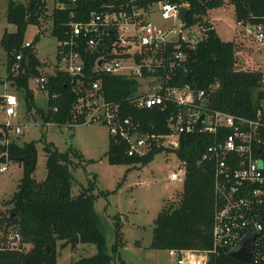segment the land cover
<instances>
[{
    "label": "trees",
    "instance_id": "obj_1",
    "mask_svg": "<svg viewBox=\"0 0 264 264\" xmlns=\"http://www.w3.org/2000/svg\"><path fill=\"white\" fill-rule=\"evenodd\" d=\"M55 6L50 14L51 34L57 41L66 38L69 31L70 8ZM62 1V0H61ZM189 7L187 26L210 27L204 19L212 9L231 5L237 23L242 27L264 26V0H173ZM85 11L95 7L93 2H82ZM46 13V0H28L27 3H15L10 0L7 6L6 20L15 26L14 32L4 31L0 37V46L6 52L7 80L12 86L26 89L27 109L32 108V94L28 90L30 80L41 77V60L36 56L35 43L40 33L34 35L29 44L25 35L29 24H38V19ZM81 21V0L76 1L75 16ZM212 25V24H211ZM238 45L234 41H223L214 27L205 31L197 47L189 50L185 72L176 76L177 84H189L197 89H207L209 84L219 83V87L209 92L207 101L210 110L222 111L235 116L251 118L255 111V97L260 72L236 68ZM81 54V45L79 47ZM20 54V60L16 55ZM96 53H83L85 58L84 77H70L64 71L54 70L46 76L43 90L47 94L46 109L39 115L45 123L67 126L72 130L81 125V119L74 115L78 100L91 87L93 81H99V93L108 103L118 106L119 116L129 118L138 134L155 137L170 133L169 120L174 114V105H156L138 109L130 102L137 92L138 81L132 77L115 76L100 71H92ZM57 56V55H56ZM18 63V72L13 66ZM132 129V128H130ZM214 141L207 133L184 134L180 136L179 146L175 149L164 148L158 141L152 140L144 157L127 156L126 140L109 137L106 158L109 164L144 165L156 154L165 150L173 152L178 161H185L186 173L183 189L176 204L164 205L158 213L152 230L149 248L154 250H192L205 252L212 248L211 231L213 218V176L214 165L211 160L200 162L207 147ZM0 152L7 160L19 162L23 176L19 180L13 195L5 201L10 205L7 213H2L8 224L18 227L23 241L29 244L25 251L0 252V264H57V241L68 244L69 239L78 236L79 243L92 244L96 248L94 255L83 257L72 264H111L112 255L107 250L104 226L107 224L94 209L96 196L92 186L73 195L74 162L82 155L70 147L65 153L59 152L52 144L44 147L47 174L44 180L37 181L32 176L37 161L34 143L18 146L14 141L0 144ZM21 159V160H20ZM115 242L111 253L123 246L121 223L114 217ZM124 264V263H123ZM207 264H264V262H238L227 255L226 250L208 252Z\"/></svg>",
    "mask_w": 264,
    "mask_h": 264
},
{
    "label": "built area",
    "instance_id": "obj_2",
    "mask_svg": "<svg viewBox=\"0 0 264 264\" xmlns=\"http://www.w3.org/2000/svg\"><path fill=\"white\" fill-rule=\"evenodd\" d=\"M76 1L60 0L56 4L60 9L70 8V21L67 37L58 41L55 69L82 79L86 65L83 53H96L92 71L138 81L137 92L130 101L136 108L174 105L176 110L169 120V134L158 137L138 134L129 118L119 116L118 106L106 102L98 92L99 81H93L87 94L78 100L75 120L82 117L81 125L107 126L111 137L127 141V156L144 157L152 140L164 148L175 149L184 134L207 133L214 138L200 159V162L211 160L214 165L212 248L205 252L171 249L169 256L176 264H192L194 254L202 253L206 257L203 264H207L208 252H228L239 247L246 235H255L251 261L264 262V70H258L256 107L251 118L210 110L207 96L219 83L197 89L189 84L178 85L176 79L179 73H189L184 62L189 50L195 48L189 35L197 33L199 42L202 34L213 27L208 14L204 19L210 27H188L178 14L182 7L189 14V7L177 1L90 0L95 7L85 11L82 7L85 0H81V21H77ZM159 21L172 25L166 27ZM175 23L179 26L177 30ZM237 25L242 27L241 23ZM248 28L253 29L256 46H264V26L244 27L246 31ZM20 57L19 54L15 58L19 61ZM32 80L43 90L45 76ZM8 96L16 98V105L8 103ZM205 101L207 107L203 106ZM18 102L13 94H0V132L4 143L21 133L20 123L15 121ZM9 108L13 109L12 114ZM3 156L5 162L1 161ZM7 161L0 152V173L7 170ZM185 173L186 163L179 161L177 171H169L167 179L172 183L184 181ZM28 248L18 227L8 224L0 212V252Z\"/></svg>",
    "mask_w": 264,
    "mask_h": 264
},
{
    "label": "rangeland",
    "instance_id": "obj_3",
    "mask_svg": "<svg viewBox=\"0 0 264 264\" xmlns=\"http://www.w3.org/2000/svg\"><path fill=\"white\" fill-rule=\"evenodd\" d=\"M28 0H14L15 3H27ZM10 0H0V37L4 33L14 32L15 26L6 20L7 6ZM55 0H46V13L38 19V24H29L25 42L29 43L34 35L40 33L35 43L36 56L41 60V76L54 73L58 41L51 34L52 20L50 14ZM214 30L223 41H234L238 45L236 68L245 70H264V46L257 47L254 36L244 27L237 25L234 7L224 5L212 9ZM162 23V21H159ZM166 27L171 22L162 23ZM175 29L179 28L175 23ZM6 52L0 46V94H13L18 98L15 121L20 123L21 133L11 138L18 146L34 143L37 155L36 167L32 176L37 181L45 179L46 155L44 147L52 144L55 149L65 153L70 147L77 150L82 158L70 156L75 163L71 169L73 175L72 193L78 195L82 189L92 186L96 196L95 211L106 221L104 231L107 239V250L112 255L111 264H176L167 250L149 248L154 221L164 205L176 204L183 189V181L169 182V171H177L179 161L173 152L161 151L147 164L128 165L109 164L106 158L110 133L102 124L76 125L72 130L67 126L45 123L39 111L46 109L47 94L35 85L28 83L31 92L32 108L27 109L26 89L11 85L7 80ZM239 66V67H238ZM243 66V68H242ZM18 72V63L14 66ZM166 141V139H164ZM7 170L0 173V212L7 213L10 205L5 204L16 190L23 176L22 165L14 160L7 161ZM121 223V239L123 246L111 253L115 242L114 217ZM57 264H72L83 257L95 254L92 244L78 243L64 245L57 241ZM192 264H203L204 254H194ZM207 260V259H206Z\"/></svg>",
    "mask_w": 264,
    "mask_h": 264
},
{
    "label": "water",
    "instance_id": "obj_4",
    "mask_svg": "<svg viewBox=\"0 0 264 264\" xmlns=\"http://www.w3.org/2000/svg\"><path fill=\"white\" fill-rule=\"evenodd\" d=\"M187 14H188V9L185 7H182L179 11L178 18L180 19V21L183 24L187 23ZM247 31L249 33H252L253 29L248 28ZM189 37L195 43V47H197V45H198L197 33H191L189 35ZM99 64H101V62ZM189 75H190V73L187 74V76H189ZM203 106L207 107L206 101L203 102ZM203 116L204 115H202L200 117V120H199V122L201 124L203 123ZM3 143H4V135L2 132H0V144H3ZM1 161L5 162V156H3L1 158ZM254 237H255V235H246L243 238L241 245L237 248H234V249L228 251L227 255L235 261L243 262V263H249L251 261V255H252V251H253ZM69 243L72 245H77L79 243L78 236L75 235L73 238L69 239Z\"/></svg>",
    "mask_w": 264,
    "mask_h": 264
},
{
    "label": "clouds",
    "instance_id": "obj_5",
    "mask_svg": "<svg viewBox=\"0 0 264 264\" xmlns=\"http://www.w3.org/2000/svg\"><path fill=\"white\" fill-rule=\"evenodd\" d=\"M7 99H8V103H9V104H11V105H16L17 101H16V98H15V97L8 96ZM8 111H9V114H12L13 109H12V108H9Z\"/></svg>",
    "mask_w": 264,
    "mask_h": 264
},
{
    "label": "crops",
    "instance_id": "obj_6",
    "mask_svg": "<svg viewBox=\"0 0 264 264\" xmlns=\"http://www.w3.org/2000/svg\"><path fill=\"white\" fill-rule=\"evenodd\" d=\"M211 11V10H210ZM208 17H209V19L211 20V22H212V24H213V19L210 17V12L208 13ZM213 27H214V25H213ZM221 39V38H220ZM239 67V66H238ZM242 68H243V66H242ZM239 69H240V67H239Z\"/></svg>",
    "mask_w": 264,
    "mask_h": 264
}]
</instances>
